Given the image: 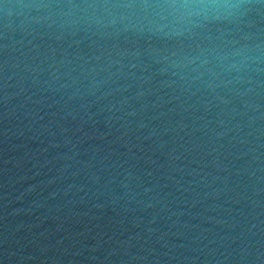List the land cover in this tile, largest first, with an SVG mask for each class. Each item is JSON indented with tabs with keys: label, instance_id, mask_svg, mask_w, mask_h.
Segmentation results:
<instances>
[{
	"label": "water",
	"instance_id": "95a60500",
	"mask_svg": "<svg viewBox=\"0 0 264 264\" xmlns=\"http://www.w3.org/2000/svg\"><path fill=\"white\" fill-rule=\"evenodd\" d=\"M0 264H264V0H0Z\"/></svg>",
	"mask_w": 264,
	"mask_h": 264
}]
</instances>
